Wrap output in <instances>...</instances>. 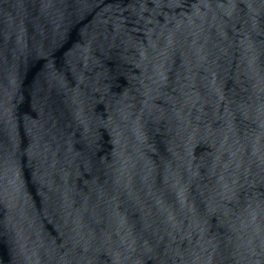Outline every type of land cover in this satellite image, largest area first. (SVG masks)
<instances>
[{
    "label": "water",
    "instance_id": "water-1",
    "mask_svg": "<svg viewBox=\"0 0 264 264\" xmlns=\"http://www.w3.org/2000/svg\"><path fill=\"white\" fill-rule=\"evenodd\" d=\"M0 264H264V0H0Z\"/></svg>",
    "mask_w": 264,
    "mask_h": 264
}]
</instances>
